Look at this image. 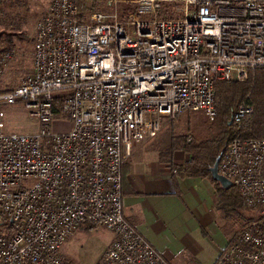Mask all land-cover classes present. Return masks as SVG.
<instances>
[{
	"label": "built area",
	"instance_id": "built-area-1",
	"mask_svg": "<svg viewBox=\"0 0 264 264\" xmlns=\"http://www.w3.org/2000/svg\"><path fill=\"white\" fill-rule=\"evenodd\" d=\"M172 2L133 0L119 17L84 20L76 0L46 5L30 72L0 92V104L21 105L38 124L33 134H6L0 121V224H8L0 264H63L58 249L80 224L112 233L95 264H168L122 218L121 165L159 131L160 117L201 112L211 123L214 84L264 68V0H178L180 16L168 18L162 7ZM15 56L0 53V79ZM251 112L238 105L230 123ZM56 115L67 131L51 132ZM263 164L264 139L234 138L221 151L217 173L251 216L213 264H264Z\"/></svg>",
	"mask_w": 264,
	"mask_h": 264
},
{
	"label": "rangeland",
	"instance_id": "rangeland-1",
	"mask_svg": "<svg viewBox=\"0 0 264 264\" xmlns=\"http://www.w3.org/2000/svg\"><path fill=\"white\" fill-rule=\"evenodd\" d=\"M51 0H0V37L18 35L22 39H33L35 24ZM94 1L97 10L93 13L122 15L132 10V5L124 2L131 0H86L89 5ZM115 2V5H114ZM174 9V8H173ZM91 14V13H90ZM152 15L139 17L140 21H150ZM16 45V56L10 62L7 71L0 79V89L4 84L15 82L28 74L31 69V44ZM20 71L14 78V72ZM68 91H59L55 95L65 96ZM0 121L6 134H33L38 129L36 120L26 117L21 105L6 106L0 104ZM159 131L149 142V146L156 149L157 157L167 161L169 156L175 154L178 160H187L188 152L180 148L183 137L189 138L192 146L209 141L217 137L220 126L217 122H208L201 112H182L172 120L160 117ZM69 121L56 115L51 124V132H65L69 129ZM144 142L140 143L143 144ZM169 157V158H168ZM174 160L175 162L179 161ZM233 187H229L227 194H212L214 210L212 222L206 227L191 230L183 229L181 233V248L171 244L167 239L161 242L164 246L168 264H213V262L232 244L240 234L251 212L238 199L231 195ZM220 196L226 199L218 204ZM210 219V216H209ZM8 224H0V233ZM112 240V233L102 227L85 226L80 224L75 231L62 243L58 249L63 264H95L108 248Z\"/></svg>",
	"mask_w": 264,
	"mask_h": 264
},
{
	"label": "crops",
	"instance_id": "crops-1",
	"mask_svg": "<svg viewBox=\"0 0 264 264\" xmlns=\"http://www.w3.org/2000/svg\"><path fill=\"white\" fill-rule=\"evenodd\" d=\"M154 136L134 145L121 165V214L166 260L169 254L161 243L164 239L181 248L183 229H200L212 222L216 182L181 176L173 179L175 171L170 170L168 162L159 160L156 149L149 146ZM171 158L178 160L175 154Z\"/></svg>",
	"mask_w": 264,
	"mask_h": 264
},
{
	"label": "trees",
	"instance_id": "trees-1",
	"mask_svg": "<svg viewBox=\"0 0 264 264\" xmlns=\"http://www.w3.org/2000/svg\"><path fill=\"white\" fill-rule=\"evenodd\" d=\"M85 1L86 0H76L79 18L82 20H84L86 15L97 10L94 1L89 5L85 4ZM177 1L178 0H175V2ZM175 2L164 4L162 7V12L165 13L168 18H177L180 16L175 10L178 7ZM32 42L33 39H22L15 34L3 38L0 37V53L10 50L16 51L15 43H26L32 46ZM19 72H14V78L18 77ZM15 86V82L4 84L0 92L10 91ZM238 105L250 106L252 112L238 127H235L229 123V121L232 112ZM214 109L216 115L213 122H217L220 126L217 137L209 141L201 142L196 146H192L190 140L187 142L186 137H183L180 142V148L188 152L190 157L182 163L172 160V155L169 156V160H164V162L169 163L170 170L175 171L171 174L173 179H175L176 176H181L186 178L208 179L213 182L210 178L208 169L229 141L234 138L264 139V68L250 71L247 78L242 82H216L214 84ZM55 111H57L56 107ZM215 185L216 190L213 195L225 194L226 196L227 190L221 189L217 183H215ZM232 189L233 195H231V197L240 200L235 189ZM219 199V202L217 201L218 198L214 200L218 204H222L226 200L224 196H220Z\"/></svg>",
	"mask_w": 264,
	"mask_h": 264
},
{
	"label": "water",
	"instance_id": "water-1",
	"mask_svg": "<svg viewBox=\"0 0 264 264\" xmlns=\"http://www.w3.org/2000/svg\"><path fill=\"white\" fill-rule=\"evenodd\" d=\"M230 123V121H229ZM218 157L215 158L213 164L211 165V167L208 169L210 178L212 181L216 182L222 189H227L229 187H231V184L228 180H226L225 178H223L222 176H220L217 173V163H218Z\"/></svg>",
	"mask_w": 264,
	"mask_h": 264
}]
</instances>
